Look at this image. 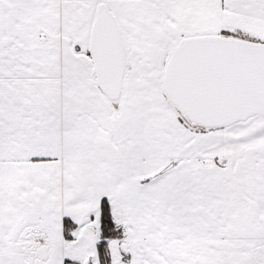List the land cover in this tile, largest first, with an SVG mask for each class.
<instances>
[{
  "label": "snow or ice",
  "instance_id": "1",
  "mask_svg": "<svg viewBox=\"0 0 264 264\" xmlns=\"http://www.w3.org/2000/svg\"><path fill=\"white\" fill-rule=\"evenodd\" d=\"M0 264H264V0H0Z\"/></svg>",
  "mask_w": 264,
  "mask_h": 264
}]
</instances>
